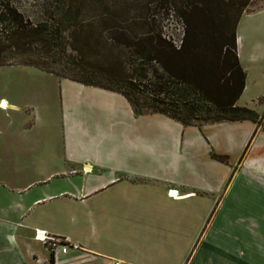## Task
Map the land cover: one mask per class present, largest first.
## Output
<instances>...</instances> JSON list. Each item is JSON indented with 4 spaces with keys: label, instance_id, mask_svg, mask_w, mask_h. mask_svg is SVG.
I'll use <instances>...</instances> for the list:
<instances>
[{
    "label": "crops",
    "instance_id": "0c3cea01",
    "mask_svg": "<svg viewBox=\"0 0 264 264\" xmlns=\"http://www.w3.org/2000/svg\"><path fill=\"white\" fill-rule=\"evenodd\" d=\"M235 45L236 106L259 123L187 127L78 84L93 95L67 108L60 162L52 107L23 116L0 99V264H49L36 232L65 240L70 264H264V4L243 12Z\"/></svg>",
    "mask_w": 264,
    "mask_h": 264
},
{
    "label": "trees",
    "instance_id": "16d2710c",
    "mask_svg": "<svg viewBox=\"0 0 264 264\" xmlns=\"http://www.w3.org/2000/svg\"><path fill=\"white\" fill-rule=\"evenodd\" d=\"M20 1L0 0V67L16 63L116 93L136 116L187 127L261 121L236 106L245 72L235 29L251 0H25L36 21ZM170 14L181 24L177 40L165 34Z\"/></svg>",
    "mask_w": 264,
    "mask_h": 264
},
{
    "label": "rangeland",
    "instance_id": "374dc122",
    "mask_svg": "<svg viewBox=\"0 0 264 264\" xmlns=\"http://www.w3.org/2000/svg\"><path fill=\"white\" fill-rule=\"evenodd\" d=\"M263 4L264 0H251L244 11L249 12L255 10ZM18 8L31 20H37L38 10L29 2L21 0L18 4ZM165 27L166 35L175 40L180 37L182 33L181 24L172 14H170L166 20ZM54 69L58 74L63 73L61 64L54 66ZM64 80L65 79L56 78L36 68L17 65L16 63L10 66L0 67V99L6 100L8 104L15 105L19 108L23 116L25 113H30L32 108L41 105L42 102H46L48 106L50 105L52 107V129L56 130L57 134L56 158L60 162L64 158L62 134L66 129L74 126L72 123L73 119L68 120L65 117L67 108L72 109L78 99L90 98L93 95L80 85L69 82V80ZM2 101L3 100H0V104ZM8 109L9 108L2 109L0 106V129H2V114L6 113ZM13 123H15V128H30L31 122L30 120L25 121V117H22V119L16 118ZM0 160L6 161L4 162V166L0 165V171H8L9 168H7V166H9V163L7 162L12 160V154L7 153V149L2 146L1 141ZM83 263L84 259L80 258L77 263L71 264ZM61 264L70 263H67L64 258Z\"/></svg>",
    "mask_w": 264,
    "mask_h": 264
},
{
    "label": "built area",
    "instance_id": "2783aa9c",
    "mask_svg": "<svg viewBox=\"0 0 264 264\" xmlns=\"http://www.w3.org/2000/svg\"><path fill=\"white\" fill-rule=\"evenodd\" d=\"M170 193L169 196H171ZM175 194V193H174ZM38 234L42 237L39 238ZM34 240L39 242L47 249L50 254V263L49 264H61V261L66 257L69 252L70 247L67 242L58 237H51L44 232H36L34 236ZM105 264H120L117 262L107 261Z\"/></svg>",
    "mask_w": 264,
    "mask_h": 264
},
{
    "label": "bare ground",
    "instance_id": "6f19581e",
    "mask_svg": "<svg viewBox=\"0 0 264 264\" xmlns=\"http://www.w3.org/2000/svg\"><path fill=\"white\" fill-rule=\"evenodd\" d=\"M172 193H173V192H172ZM171 196L173 197V196H174V193L171 194ZM38 237L41 238L42 236L39 234Z\"/></svg>",
    "mask_w": 264,
    "mask_h": 264
}]
</instances>
